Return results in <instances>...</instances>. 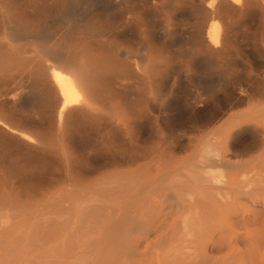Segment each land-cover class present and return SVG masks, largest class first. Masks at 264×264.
<instances>
[{"label":"bare ground","instance_id":"6f19581e","mask_svg":"<svg viewBox=\"0 0 264 264\" xmlns=\"http://www.w3.org/2000/svg\"><path fill=\"white\" fill-rule=\"evenodd\" d=\"M258 10L264 16V0H0V87L11 83L0 88V126L31 143L32 134L7 120L21 114L34 124L49 112L63 139L102 138L132 147L115 163L128 169L100 175L104 185L75 214H66L75 215L73 225L67 219L72 232L43 240V246L51 244L43 258L53 254V264H264V96L248 99L241 80L229 77L224 66L226 42L235 39L231 31ZM181 34L191 46L184 52L187 65L200 73L192 77L200 91L188 106L209 102L215 87L229 90L223 111L192 116L190 124L169 120L171 92L160 89L169 71L162 73V51ZM214 68L216 83L209 79ZM145 137L164 140V151L149 153L139 144ZM161 183L162 219L153 220L134 243L137 249L127 252L126 235L135 225L125 224L135 215L130 219L128 205L142 203L146 188L148 196ZM147 196L143 204L151 205L139 207L142 216L154 204ZM153 230L159 233L155 240ZM32 241L20 251V264H50L39 261L43 246ZM130 257L137 261L129 263Z\"/></svg>","mask_w":264,"mask_h":264},{"label":"rangeland","instance_id":"374dc122","mask_svg":"<svg viewBox=\"0 0 264 264\" xmlns=\"http://www.w3.org/2000/svg\"><path fill=\"white\" fill-rule=\"evenodd\" d=\"M246 15H247L246 23H242L243 25H241V24L238 25V23H236V25L238 27L235 26V28L231 31V34H232L231 36L234 37L235 39L231 40V42L230 41L226 42V49H227L228 54H227V57L224 58V66L226 67L225 70H226V73L229 77L237 78L236 79L237 81H239V79L241 80V81H239V83H241L243 85V87L245 88L246 97L248 99L257 101L261 97L264 96V80H262V77L264 76V18H263L264 16H262L259 13V10L256 11V13L252 12L251 15H250V13H247ZM258 15H260V18ZM253 16H255V17H253ZM236 18L238 19L237 16H236ZM163 23L164 22L162 19V26H163ZM245 26H246V28H245ZM247 26L249 28H247ZM244 29H245V31H244ZM237 31H238V33H237ZM236 38H238V39H236ZM184 39H185V34H181L180 36H178L176 43L171 46V48H170L171 50L169 49V47H167V48L162 47V49L164 48L162 51V57H163V60L165 62V65L167 66V67L164 66L162 68L163 69L162 73H164V72L166 73L168 70L169 71H168V73L165 74V76L162 74L163 76H161V78H163V79L165 78V79L164 80L161 79L160 89H163L164 92L167 91V93L171 92L169 94V97L172 98V99L169 98V100L171 101V106H170V109H168V111H167L168 112L167 115H168L169 120L171 121L173 119L172 122L174 121L177 123L182 122V123L190 124L191 122H194L195 119L198 120L200 118L203 119L205 117H211V116L213 117V116L217 115L219 112L223 111V109L227 107V104H228L227 102H229L228 101L229 100V97H228L229 90H227V94H226V92H223L222 90H219L217 87H215L214 92L212 93V97H211L212 100L210 99V101H209L210 103L207 102V103L203 104V103L199 102L201 104L197 103V104H193L192 106H188V104H187L188 99L192 96H196L200 91V89H198V88H200L199 83L195 79L192 78L194 76L198 77L197 75L200 73L198 72V69L190 67L187 65L188 58L184 52H185V50H187L191 46L188 45L186 43L187 41H185ZM137 48H138V46H136V47L134 46V49L137 50ZM170 56H171V58H170ZM172 58L174 59V61H170L171 64L168 63V61L172 60ZM173 65H176V66H174L175 68L173 67ZM224 66H222V67L224 68ZM169 67H171V68H169ZM172 68H173V70H171ZM214 70H215V72L213 73ZM216 70H217V68H214L211 70L213 75L214 74L215 75L214 76L212 75L209 78L212 81H214L215 83H216V80L218 81V75L216 74L217 73ZM235 76H237V77H235ZM238 77H240V78H238ZM5 84H7V85H2L0 88L4 87L3 89L5 90L6 89L5 87L8 88V86L11 85V83H5ZM231 86H232V84L230 85V88H231ZM161 92H162V90H161ZM238 95H239L238 92H236V97H238ZM226 98H227V100H226ZM192 112H194V113H192ZM213 113H214V115H213ZM47 114L39 116L37 118L38 122H36L34 124H33V122L30 121L32 123L31 124L25 118L22 119L23 116L21 114H20L21 117H19L20 115H16L15 117H11L12 119L9 118V120H7V122H6V123H9L8 125H10L12 127H14L16 125L15 127L25 130L30 135L32 134L31 135L32 137L36 136V138L33 137V140L31 142L34 147L32 146V144L28 140L26 141L25 138H22L16 134L11 133L8 129H6L2 125L0 126V129H1L0 130V154H1L0 155L1 156L0 157V206L3 203H5L2 205V207H0L1 208L0 209V218H1L0 219V226H1L0 232L2 231L0 233V250H1L0 251V264L1 263L14 264L15 262H13V261H16L15 264H20V262L23 260V258L20 257L21 256L20 251L24 250L26 248V246L29 243H31V241L33 239L35 241L38 239L39 242H37V241L36 242L38 244L40 243V246H43L41 243L50 237H54V238H60L61 237L62 238L64 236H66L67 233L72 232L71 227H73V226L69 227L68 225H70V224L73 225L72 222H73V217L75 215H73V217H70V216H67L66 214L67 213H68V215L71 213L75 214V212L73 213V211H76L77 209L79 210L82 207L81 206L82 203H80V202L82 200H86V197H89L92 193L96 192L97 188L102 187L101 185H104L102 182L105 181V179L104 180L101 179L103 177H101L100 175L103 174L102 176H104V174L106 172L112 173L110 171H113L114 172L113 174L118 175L121 168H122L123 172L126 171V170H124V168L128 169L126 166H122V167L118 166L117 167V164H115V163L117 161H121L125 155L131 154V152H132V150H131L132 147H130L131 142L130 143L129 142L124 143V142H120V141L118 142V140L113 142V140H109V139H103L102 140V138H88V137L87 138H85V137H74L71 139H68V138L63 139L62 137L58 136L57 133H55V132H58V129H57L58 126L52 122L51 115H49L50 113L48 112ZM189 115H191V116H189ZM179 116H180V118H179ZM192 116H193V118H195L194 120L191 118ZM174 118H176V119H174ZM39 120H40V122H39ZM52 124H54L56 126H53ZM46 138H48V139H46ZM145 138H142V139H144V141L141 139L139 141V144L146 146L148 148L149 153H151L152 151H154L156 149H160V151H162V152L164 151V149L166 147V142L164 140L158 142L154 138H150V137H148V138L145 137ZM66 139H67V141H66ZM51 140H53L54 142L53 141L51 142ZM56 141H58V142H56ZM45 142H47L48 144H46ZM55 142L58 144H55ZM28 143H30L31 145ZM51 143H52V146L54 148H51L52 147ZM134 143L137 144L138 142L134 141L133 144ZM49 144H50V147H49ZM125 144H127L128 147L127 146L124 147ZM62 145H64V148L62 147ZM73 145H75V146L73 147ZM59 146H60V148H58ZM44 147H46V148L44 149ZM42 149H43V151H42ZM46 149L47 150L49 149L50 151L49 150L47 151ZM56 149H58V150H56ZM45 150L47 152H45ZM42 152H44V153H42ZM53 152H54V154H53ZM59 153H60V155H58ZM184 154H186V153L185 152H180V153L176 152L177 156H181V155L184 156ZM119 155L122 157V159H121V157L119 158ZM14 158H15V160H14ZM39 160H41V161H39ZM87 161H88V164H86ZM33 162H34V164H33ZM97 164H98V166H97ZM105 165H106V167H104ZM100 168H103V169L101 170ZM98 169H100L99 172H98ZM114 169H115V171H114ZM96 170H97V172H96ZM107 170H109V171H107ZM107 173L105 174V177L109 176V174H107ZM120 173H122V171ZM99 177H100V179H99ZM95 178H96V180L98 179L100 181L97 180L98 182L96 183ZM95 183L99 184V185H96ZM153 188L154 187L150 188L152 190V194H150L151 193L150 192L149 193L150 196L149 195L148 196H149L150 200L153 201L154 204L152 205L151 208L150 207L148 208L151 211H149L147 209L148 210V211H146L147 215L144 213L146 218H145V216H142L143 215L142 211H141L142 209L141 210H139V209L141 207H143V205H144V208H147L148 204H149V206L151 205L149 202H148V204H147V202H145V204H143V200L145 199V196H147L145 193L148 191V188H146L147 191H146V189L142 191V192L146 191L143 193L145 196L140 197L141 199L144 198V199H142V203L140 201H138V202L136 201L137 203L136 202H134V203L132 202L133 204L131 203L132 206L128 205L129 208L131 207L130 212L128 211L130 213V219H132L133 217L134 218L132 220H130V222L128 221L129 219L126 220L128 223L125 222V224L129 225V226H127L128 228L129 227L133 228L132 226L135 224L134 228L136 227L135 228L136 230L134 228L132 229L134 231V233L131 230V232H130L131 234L129 233L130 237H129V235H126V239H128V244L126 243L127 252H129L131 249L132 250L135 249L136 246L134 247V243H136L139 238L140 239L142 238V236H143L142 233H144L145 231H148L149 229L151 230V222H153V220L155 221L158 219H162V195L164 194L163 191L164 190L166 191V189L165 188H164V190L162 189V183L159 185V187L156 186L154 189ZM9 202H13V203H11L12 205L7 204ZM16 202L18 203V205L17 204L15 205ZM4 205H5V207H4ZM8 208H9V210H8ZM22 208H24V209H22ZM65 208L67 209V211ZM69 208H71V209H69ZM29 209H30V211H29ZM63 210L66 213L63 212ZM68 210H70L71 212ZM21 211L22 212L24 211V212L22 213ZM58 212H60V213L58 214ZM148 212H149V214L152 212V216L149 215ZM15 213H17V214H15ZM45 213H47V214H45ZM129 213L127 214L128 216H129ZM134 213H135V215H132L133 216L132 217L131 214H134ZM15 215H16V217H15ZM63 215L65 217L66 216L67 217L64 218ZM19 216H21V217H19ZM13 217H15V218H13ZM68 217H70V219H68ZM139 217H141L142 220H140ZM148 217L150 219L152 217L153 218L150 220V219H148ZM52 218H54V219H52ZM135 218H136V220H135ZM4 219H5V221H4ZM67 219H68V221L71 220V222L69 221L70 224L68 223ZM138 219H139V221H138ZM144 219L146 222L144 221ZM7 220H8V222L10 221V223H7L6 222ZM15 220H17L18 223ZM23 220H25V221L23 222ZM25 222H26V224H25ZM3 223H5L4 227H3ZM14 223L17 227L14 225ZM27 223L29 224V227H28ZM66 223H68V224H66ZM139 223H141L142 225L144 224V225L141 226V224H139ZM145 224H147V225H145ZM126 225H124L123 229L126 230L127 232L125 231V233L128 234V232H129L128 230L131 228H129L127 230ZM137 225H140L139 226L140 228L137 227ZM10 226H12V227H10ZM22 227L24 228L23 231H22V229H23ZM25 227H26V229L28 228L27 229L28 231H26ZM67 227H68V229H67ZM15 228H17V229H15ZM19 229L22 231V233L19 232L20 231ZM140 231H142V232H140ZM63 232L64 233L66 232V233L64 234ZM151 232L153 235L152 238H153V240H155L156 237L159 235V233L158 234L155 233V230H153ZM15 233H17V234L15 235ZM160 233H161V231H160ZM38 234L40 235L39 237H38ZM133 234H135V236ZM139 235H140V237H139ZM28 236L31 238H29ZM26 237H28L29 239ZM35 237H36V239H35ZM129 238H131V240L134 239L132 243L130 242ZM23 239H25V240H23ZM13 242H14V244H12ZM48 242H49V239H48ZM32 243H35V242L32 241ZM132 244H133V246H132ZM11 245H12V247H11ZM13 245H15L14 246L15 249L19 250L18 252H17V250L13 249ZM50 245L51 244L44 245L42 247V249H38L39 251H38L37 258L39 257V261H43L45 263L53 264V261L56 260L53 258L54 257L53 254H48L49 256L46 258H43L40 254L41 252H43V248H45V249H47L48 247L51 248ZM18 247H21V248H18ZM8 248L11 250H9ZM136 249H137V247H136ZM8 250L11 252H8ZM14 250L17 253H14V255H13ZM2 252L4 253V255ZM9 253L11 256L9 255ZM47 253H51V252H47ZM7 254H8V256H7ZM2 255L5 256L4 259H3ZM9 256H10V258H9ZM12 256L13 257L17 256V257L11 258ZM135 258L136 257H134V258L130 257L129 263H131L132 261L135 262L134 260H132ZM5 259H7L8 261ZM2 260H4L5 262ZM9 260L12 261L13 263L10 262ZM50 260L52 261V263L50 262ZM120 261H122V260H120ZM123 261H124V259H123ZM136 261H137V258H136ZM121 263H123V262H121Z\"/></svg>","mask_w":264,"mask_h":264}]
</instances>
